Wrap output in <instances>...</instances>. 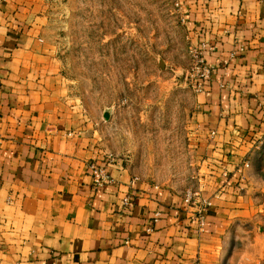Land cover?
Here are the masks:
<instances>
[{
	"label": "crops",
	"instance_id": "obj_1",
	"mask_svg": "<svg viewBox=\"0 0 264 264\" xmlns=\"http://www.w3.org/2000/svg\"><path fill=\"white\" fill-rule=\"evenodd\" d=\"M176 1L214 67L189 133L204 227L103 148L50 35L60 0H0V264H264V0Z\"/></svg>",
	"mask_w": 264,
	"mask_h": 264
},
{
	"label": "rangeland",
	"instance_id": "obj_2",
	"mask_svg": "<svg viewBox=\"0 0 264 264\" xmlns=\"http://www.w3.org/2000/svg\"><path fill=\"white\" fill-rule=\"evenodd\" d=\"M102 145L154 183L194 191L196 59L176 0H60L51 34Z\"/></svg>",
	"mask_w": 264,
	"mask_h": 264
},
{
	"label": "built area",
	"instance_id": "obj_3",
	"mask_svg": "<svg viewBox=\"0 0 264 264\" xmlns=\"http://www.w3.org/2000/svg\"><path fill=\"white\" fill-rule=\"evenodd\" d=\"M207 46L201 43L193 48L195 59H196V71L194 77L193 88L196 93H201L204 91L205 84L208 82L214 72V67L207 63L205 58ZM89 171L92 177L93 187L95 189L102 188L108 185L112 179L108 173L107 167L101 164L93 163L89 166ZM200 200L199 195L195 191H187L184 203L187 206L197 204L198 211L196 217L199 219L200 228L205 225V217L208 208L211 203L207 200ZM123 208L129 210L133 207L134 202L129 197L125 198L122 202Z\"/></svg>",
	"mask_w": 264,
	"mask_h": 264
}]
</instances>
